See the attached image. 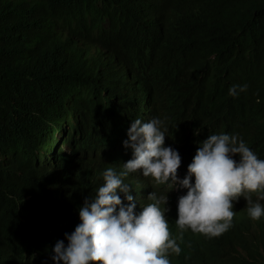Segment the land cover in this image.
<instances>
[{"label":"trees","instance_id":"trees-1","mask_svg":"<svg viewBox=\"0 0 264 264\" xmlns=\"http://www.w3.org/2000/svg\"><path fill=\"white\" fill-rule=\"evenodd\" d=\"M126 66L142 84L171 81L189 104L220 98L241 134L264 129V0H0V264H40L24 255L47 236L34 143L53 148L57 134L70 143L120 109ZM244 84L229 103V88Z\"/></svg>","mask_w":264,"mask_h":264},{"label":"clouds","instance_id":"clouds-1","mask_svg":"<svg viewBox=\"0 0 264 264\" xmlns=\"http://www.w3.org/2000/svg\"><path fill=\"white\" fill-rule=\"evenodd\" d=\"M119 74L125 98L113 101L120 109L102 113L70 143L61 134L53 148L34 143L49 195L45 205L32 195L24 200L40 206L47 236L25 257L40 264H264V129L241 134L232 127L234 107L221 110L218 97L189 104L171 81L142 84L128 66ZM247 88L231 86L229 103ZM75 175L82 178L71 184ZM130 175L136 181L128 184Z\"/></svg>","mask_w":264,"mask_h":264},{"label":"bare ground","instance_id":"bare-ground-1","mask_svg":"<svg viewBox=\"0 0 264 264\" xmlns=\"http://www.w3.org/2000/svg\"><path fill=\"white\" fill-rule=\"evenodd\" d=\"M72 136V135H71ZM40 150L41 151H43V149L42 148H40ZM105 171V170H104ZM135 176L134 175H130L129 176V182H128V184H131L132 182H134V181H136L135 180V178H134ZM131 186V185H130ZM145 188V185H143V183L142 184H136L135 185V190H143ZM132 190H134V189H132ZM131 190V191H132ZM149 195V193H147V196ZM136 208H138V210H141V207H136Z\"/></svg>","mask_w":264,"mask_h":264}]
</instances>
